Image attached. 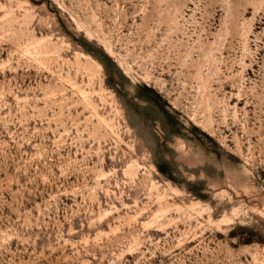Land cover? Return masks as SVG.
Returning a JSON list of instances; mask_svg holds the SVG:
<instances>
[{
    "label": "rangeland",
    "instance_id": "1",
    "mask_svg": "<svg viewBox=\"0 0 264 264\" xmlns=\"http://www.w3.org/2000/svg\"><path fill=\"white\" fill-rule=\"evenodd\" d=\"M0 264H264V0H0Z\"/></svg>",
    "mask_w": 264,
    "mask_h": 264
}]
</instances>
